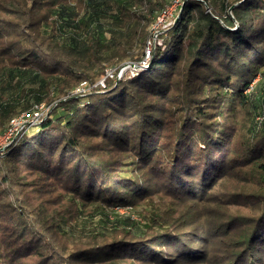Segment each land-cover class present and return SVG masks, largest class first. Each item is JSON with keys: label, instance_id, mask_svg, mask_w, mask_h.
<instances>
[{"label": "trees", "instance_id": "obj_1", "mask_svg": "<svg viewBox=\"0 0 264 264\" xmlns=\"http://www.w3.org/2000/svg\"><path fill=\"white\" fill-rule=\"evenodd\" d=\"M81 1L83 13L74 0H0V41H9L0 48V55L21 54V59L0 66V78L6 71L31 73L34 66L39 70L33 72L35 77L53 76L59 69V60H53L58 54L88 59L101 52L100 57L108 59L118 53L121 60L120 53L125 55L137 38V24L154 18L167 2ZM45 9L57 21L56 29L48 34L44 32L48 31ZM142 35L140 43L148 37L145 32ZM44 39H51L52 48L43 53ZM155 49L147 70L130 78H107L105 87L98 85L62 103L63 108L23 134L1 159L0 264L192 261L202 255L199 244L204 235L179 227L155 234L132 233L135 222L128 218L114 224L104 209L148 196L156 185L151 181L154 174L176 198L201 196L228 171L241 169L242 162L254 164L257 176L249 184L254 188L247 191L254 203L244 215V236L225 263L264 264V120L254 122L248 141H239L234 122L219 120L224 114L215 116L209 110L212 103L200 96L221 86L229 107L234 101H251L244 92L259 72L264 74V0H186L179 19L164 35V45ZM185 53L190 58L185 80L168 109L163 95L170 92ZM84 74L78 82L89 79L94 83L90 74ZM41 102L23 104L22 109L9 105L6 110L0 102V133L13 116ZM92 138H99L101 146L91 143ZM237 141L240 149L234 150ZM139 167L152 176L137 174ZM14 182L23 188L22 196L14 192L9 197ZM63 197V203H54V198ZM89 205H95L92 214L101 209L106 223L122 235L68 252L64 246L71 235L63 227L77 222L81 207ZM30 209L35 211L31 214Z\"/></svg>", "mask_w": 264, "mask_h": 264}, {"label": "rangeland", "instance_id": "obj_2", "mask_svg": "<svg viewBox=\"0 0 264 264\" xmlns=\"http://www.w3.org/2000/svg\"><path fill=\"white\" fill-rule=\"evenodd\" d=\"M185 1L186 0H167L163 9H161L154 18L151 16L148 21L143 20L141 23L137 24V38L134 39L135 41L132 42L131 47L127 49L125 55L122 52L120 53L123 55V59L121 60L118 58V53L108 59L100 57L101 52L90 56L88 59H83L76 56H67L66 54L60 55L56 52L55 54H58L59 57H55L53 60H59L60 64H57V68L59 69L53 76H45L41 73L42 77H35L33 72L39 71L35 66L33 72L23 73V75H19L15 72L11 74L9 71H6L0 78V102L3 104L1 108L4 107L3 110H6L9 105H18L21 108L23 104L41 99L42 102L40 104L43 105V109H48L45 117L48 118L56 109L63 108L62 106L60 107L62 103L76 98L77 95L80 94L82 84L85 81L91 83L89 79H82L78 82V77L85 76L84 72L90 74L91 77L94 78V83H98L107 78H112L113 80L130 78L135 76L139 71L147 70L156 49H154V52L143 68L135 71L132 67H128L121 72V76H118V73L124 65H129V63L134 62L138 63L144 59L145 51L149 43L154 41L156 33V42L159 40L156 46L164 45V35L179 19ZM74 2L83 13L85 9L84 3L81 0H74ZM104 22L107 27L110 26L109 20L106 19ZM44 23V26L48 29V31H46V29L44 30L45 33H52V30L56 29V17L54 14L50 13L48 9L47 11L45 9ZM144 32L148 37L145 42L143 40V43H140V38L143 37L144 34L142 35V33ZM55 34L58 35L60 33L55 31ZM105 34L108 37V32ZM31 37L35 36L32 35ZM7 42L9 41L1 39L0 48ZM41 43L44 44L42 46L43 53L46 49L52 48L50 47L51 39H44V43ZM14 54L15 56L9 57H7V55H0V66L5 63L10 64L16 59H21V54L18 51L14 52ZM188 60H190V58L188 59V53H185V58L176 69L177 75H175L170 82V92L168 95H163L167 102L168 109L172 108L175 104L172 99L180 92L183 86L185 80L184 74L188 70L187 65H189ZM72 67L80 72L79 76ZM79 68L84 69L79 70ZM98 73H102V75L98 76ZM220 87L221 86L215 87L216 89L209 95L208 93H202L200 96L207 97V100L212 103L209 105V110L212 111L215 116L224 114V117H218L220 118L219 120L225 122L229 121L231 123L234 122L233 126H235V130H237L236 137L238 140L245 139L248 141L249 131L254 122L264 120V113H262L264 110V103L262 101L264 97V74L259 72L255 81L245 90L244 93L247 98L250 97L251 99V101L245 104L234 101L233 105L229 107V102L227 100L224 101V91ZM35 105L29 109L22 110L20 113L13 116L12 119L18 117L23 112H31ZM218 105H220V107H218ZM11 120L7 129L10 128ZM248 127L249 129H247ZM6 130L0 133V162L1 159L10 152L9 148L20 138L17 137L15 141L9 145L12 138H10L11 136L8 138L7 134H4ZM165 130L164 132L167 131ZM239 141L235 143L234 150L240 149ZM90 142L95 145L98 144L97 147H100L102 143L99 142V138H92ZM4 145L6 147L2 149ZM118 158L129 160L128 157L125 158L121 155H118ZM117 164L126 165V163L122 162H117ZM241 164H243L241 165L243 166L241 169L228 171L226 176L221 181H218L215 186L210 187L209 185L208 188L210 187V189H206L201 196L181 197L182 195H179L180 198H176L167 193L155 174L152 176L148 172H142L141 170L144 169L142 168L143 166L139 167L137 174H142L147 178L151 175V181H156V185L150 189L149 195L138 197L134 202L126 205L106 207L104 211L111 215L110 218L114 224L128 221V218H130V221L135 222V225L130 229L132 233L145 231L149 234H155L166 230V228L174 227L187 230V232L193 230L206 237L201 240L199 244L200 248L203 249L202 255L199 254L194 260L184 261L181 264H226L225 261L228 253L238 248L236 243L244 236L247 227V221L244 215L250 212L252 208L250 204L254 203L252 196L247 194V191L253 190L254 187H251L249 184H252L257 176L254 174V164H248L246 162H242ZM2 169L3 167H0V171ZM15 175V173H12L13 177H15ZM243 183H245V185ZM10 187L12 189H8L10 194L9 197H11L14 192L21 194L20 192L23 189L16 182ZM247 187H251L249 188L250 190H245ZM22 195L23 194L20 196ZM44 197L45 199L47 198L46 195ZM63 199L64 197L61 199L54 198L53 201L54 203H63ZM100 202L101 204H105L102 201ZM36 205L39 207V202H37L35 206ZM81 208L83 213L78 217L77 222L73 225H65L63 227L71 235L64 246L67 248L68 252L73 249L87 247L90 243L98 244L108 241L114 236L118 237L122 235L121 231L114 230V226L111 225L112 223H106V218L101 212V209L92 214L95 205H89L87 209L84 207ZM34 211L35 210H31L28 212L32 214ZM225 223H228V225L226 226ZM149 224L151 227L147 229ZM103 226H108V228L105 229ZM67 251L65 250V253H67ZM93 264L106 263L95 262Z\"/></svg>", "mask_w": 264, "mask_h": 264}, {"label": "built area", "instance_id": "obj_3", "mask_svg": "<svg viewBox=\"0 0 264 264\" xmlns=\"http://www.w3.org/2000/svg\"><path fill=\"white\" fill-rule=\"evenodd\" d=\"M156 40H157V33L154 36V41L149 43L145 51L146 53L145 57H147L148 59L147 61L144 62L143 67L147 64L151 54L154 52V49L156 48V43H159V40L157 42ZM132 69L136 71L135 68H132ZM98 85L105 87L104 80L98 83H93V84L85 81L82 84V88L80 90L79 95H84V94H87L93 91ZM47 111L48 109H43L42 104H36L35 107L31 110V112L29 113L23 112L18 117L13 118L11 120L10 128H8L6 132L4 133L5 135L7 134L8 138L10 136H11L10 138H12V140L9 142V145L12 144L13 141H15L17 137H21L23 134L35 128L37 125H39L45 119ZM5 147L6 146L4 145L2 149H4Z\"/></svg>", "mask_w": 264, "mask_h": 264}, {"label": "water", "instance_id": "obj_4", "mask_svg": "<svg viewBox=\"0 0 264 264\" xmlns=\"http://www.w3.org/2000/svg\"><path fill=\"white\" fill-rule=\"evenodd\" d=\"M233 6L234 5H232L231 7H230V11H231V9L233 8ZM146 54V53H145ZM147 57H145V55H144V59L142 60V61H139L138 63H129V65H124L123 67H122V69L120 70V72L118 73V76H121V72H123L124 70H126L128 67H132V68H135L136 70H139V69H141L142 67H143V65H144V62L145 61H147ZM117 76V77H118ZM104 82H105V80H104Z\"/></svg>", "mask_w": 264, "mask_h": 264}]
</instances>
